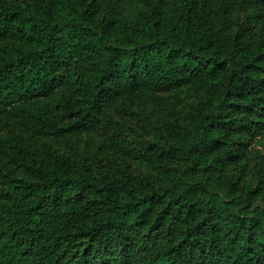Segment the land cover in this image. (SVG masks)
Masks as SVG:
<instances>
[{
  "label": "trees",
  "instance_id": "obj_1",
  "mask_svg": "<svg viewBox=\"0 0 264 264\" xmlns=\"http://www.w3.org/2000/svg\"><path fill=\"white\" fill-rule=\"evenodd\" d=\"M195 1H184L178 24L163 12L145 14L144 26L124 39L87 11L83 23L63 19L69 0H39L32 11L1 2L0 119L16 125L1 150L35 170L33 180L13 175L0 188V264H264V209L223 248L218 224L232 225L233 201L196 195L203 189L186 176L164 191L142 185L126 193L94 175L73 176L68 163L42 156L30 141L104 133L124 94L194 84L220 102L194 141V170L224 172L234 158L226 148L264 119V39L260 51L247 47L224 59L220 38L201 43L199 21L216 25L228 7ZM245 1L264 11V0ZM149 225L154 232L145 235ZM83 242L90 249H80ZM116 242L124 251L106 249Z\"/></svg>",
  "mask_w": 264,
  "mask_h": 264
},
{
  "label": "rangeland",
  "instance_id": "obj_2",
  "mask_svg": "<svg viewBox=\"0 0 264 264\" xmlns=\"http://www.w3.org/2000/svg\"><path fill=\"white\" fill-rule=\"evenodd\" d=\"M2 1L14 2L15 8L25 5L32 11L31 6L39 0H0V4ZM41 1L47 3V0ZM184 1L187 0H69L63 19L83 23L87 11L103 25L113 27L117 37L124 39L136 32L137 27L144 26L145 14L155 16L163 12L172 26L178 24ZM189 1H193V5L196 2ZM226 1L218 3L223 9L228 7V12L212 20L216 25L210 26L211 20L206 18L199 21L202 22L199 24L202 26L201 43L206 45L220 38L226 52L224 59H230L247 47L260 51L262 47L258 43L264 39V11L256 9L249 1ZM54 13L52 22L56 24L60 21L56 16L61 11L57 9ZM60 99L61 94H58L50 102ZM219 108L220 102L206 88L194 84L162 92L127 93L109 111L112 125L104 133L88 132L60 138L37 135L30 141L41 147L42 156L68 163L73 176L94 175L102 184L116 183L126 193L142 185L151 192L164 191L175 187V178L186 176L203 189L196 195L209 199L219 194L222 200L233 201L229 221L232 225L218 224L222 229L220 246L224 248L234 241L236 227L254 219L258 208L264 209V119H257L262 125L256 132L236 136L226 148L234 158L233 161L229 158L224 172L196 171L190 153L196 147L194 141L218 115ZM15 126L9 120L0 119V188L5 187L13 175L34 179L35 167L30 161L11 156L10 150L9 155L2 154L1 146L9 144L7 138L13 134ZM5 202L0 198V208ZM2 213L0 211V215ZM153 228L145 227V235L154 232ZM87 247V242L80 245V249L91 246ZM106 249L124 251L119 242Z\"/></svg>",
  "mask_w": 264,
  "mask_h": 264
}]
</instances>
